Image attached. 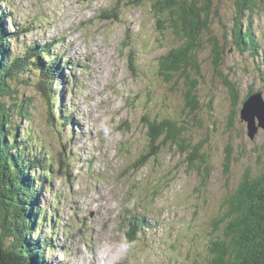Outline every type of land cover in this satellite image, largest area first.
<instances>
[{"label":"rangeland","instance_id":"1","mask_svg":"<svg viewBox=\"0 0 264 264\" xmlns=\"http://www.w3.org/2000/svg\"><path fill=\"white\" fill-rule=\"evenodd\" d=\"M128 1L0 0L12 56L50 45L51 57L66 65L58 107L40 89L36 69L10 80L13 93L3 99L14 109L18 130L11 134L28 158L41 159L36 174L46 177L37 203L53 222L41 228L42 240L50 241L48 264H209L225 201L246 174L264 172V131L251 137L240 119L250 91L264 97V0L244 18L257 55L232 43L237 1L210 2L199 74L191 77L194 111L185 79L168 84L157 75L158 58L181 42L169 30L155 31L149 1L137 7ZM227 84L235 85L237 99ZM143 115L176 121L189 147L167 145L146 161ZM131 222L138 228L128 242Z\"/></svg>","mask_w":264,"mask_h":264},{"label":"trees","instance_id":"2","mask_svg":"<svg viewBox=\"0 0 264 264\" xmlns=\"http://www.w3.org/2000/svg\"><path fill=\"white\" fill-rule=\"evenodd\" d=\"M144 1L129 0L128 4L137 7ZM147 1L151 3L150 11L155 21V31L162 33L169 30L181 42L180 46L169 49L158 58L157 75L168 84L185 79L183 82L187 87L186 103L190 110L194 111L198 106L192 94L196 81L191 77L192 73L199 74L197 52L203 45L201 35L209 33L212 0ZM236 1L237 18L234 19L232 27V43L242 52L249 51L252 55H257L258 44L252 32V23L249 20L245 25L244 18L253 12L259 0ZM114 10L116 9H112L110 13H115ZM1 15L0 264H48L45 249H48L47 244L49 245L50 241L42 240L41 228L44 223L51 228L53 222L47 219L43 212L41 214L42 210L37 203L38 192L44 186L46 177L36 174L37 169L42 167L41 159L28 158L26 145L16 141L15 134H11V130H18V127H12L14 109H7L3 99L13 93L8 84L10 80L36 69L40 77V89L47 94L48 99L49 90L54 96L53 104L58 107V92L61 91L58 83L62 81L61 68L65 67L60 68L57 60L51 57L50 49L47 48L50 45L41 48L33 45L23 55L12 56L9 49L10 36L4 29V18ZM214 46L215 60L218 62L221 53L216 44ZM47 58L53 63L45 65L44 59ZM129 67L135 73L136 65L132 57L129 59ZM46 81L49 83L47 89ZM262 81L264 82V77ZM227 86L234 99H237L235 85ZM252 93L253 91H250L247 97ZM16 108L17 113L23 117L22 107ZM49 116L53 119L50 113ZM142 123L149 143L146 161L157 157L167 145L182 151L185 146L189 147L183 138V127L176 121L150 119L143 115ZM199 147L194 148L195 153L200 150ZM197 157L198 155H193L191 162ZM137 228L136 223L129 225L125 233L128 242H133ZM214 236L208 247L211 254L209 264H264V172L255 178H250L248 174L243 177L235 192L225 201L223 215L215 221Z\"/></svg>","mask_w":264,"mask_h":264},{"label":"water","instance_id":"3","mask_svg":"<svg viewBox=\"0 0 264 264\" xmlns=\"http://www.w3.org/2000/svg\"><path fill=\"white\" fill-rule=\"evenodd\" d=\"M240 119L247 125L251 137L261 128L264 131V97L261 91L253 92L242 103Z\"/></svg>","mask_w":264,"mask_h":264},{"label":"clouds","instance_id":"4","mask_svg":"<svg viewBox=\"0 0 264 264\" xmlns=\"http://www.w3.org/2000/svg\"><path fill=\"white\" fill-rule=\"evenodd\" d=\"M121 248H123L124 250H127V245H121Z\"/></svg>","mask_w":264,"mask_h":264},{"label":"bare ground","instance_id":"5","mask_svg":"<svg viewBox=\"0 0 264 264\" xmlns=\"http://www.w3.org/2000/svg\"><path fill=\"white\" fill-rule=\"evenodd\" d=\"M61 67H66V66H61Z\"/></svg>","mask_w":264,"mask_h":264}]
</instances>
